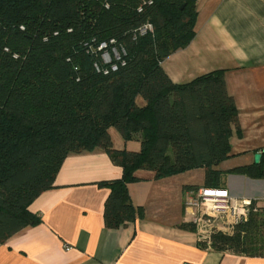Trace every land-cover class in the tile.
<instances>
[{
	"label": "trees",
	"instance_id": "1",
	"mask_svg": "<svg viewBox=\"0 0 264 264\" xmlns=\"http://www.w3.org/2000/svg\"><path fill=\"white\" fill-rule=\"evenodd\" d=\"M196 17V0H0V243L38 224L28 207L72 155L103 151L122 169L100 184L108 228L133 221L127 185L140 172L161 179L203 169L204 188H221L225 174L264 179V153L258 164L218 169L239 129L224 71L174 84L161 68L193 40ZM145 24L152 31L140 36ZM101 44L124 51L116 71ZM110 130L139 151L114 149ZM259 204L233 233L200 246L264 258Z\"/></svg>",
	"mask_w": 264,
	"mask_h": 264
},
{
	"label": "crops",
	"instance_id": "2",
	"mask_svg": "<svg viewBox=\"0 0 264 264\" xmlns=\"http://www.w3.org/2000/svg\"><path fill=\"white\" fill-rule=\"evenodd\" d=\"M195 36L168 56L161 68L174 84L224 71L228 94L238 114L230 156L218 169L254 165L264 151V0H196ZM141 104V103H140ZM114 149L137 152L110 130ZM260 162V161H259ZM127 185L134 219L117 228L104 220L109 190L101 183L119 180L122 169L106 153L67 157L54 188L29 205L38 224L0 243V264H264V258L202 248L184 201L203 187V169ZM236 199H255L264 208V179L225 174L222 187Z\"/></svg>",
	"mask_w": 264,
	"mask_h": 264
},
{
	"label": "built area",
	"instance_id": "3",
	"mask_svg": "<svg viewBox=\"0 0 264 264\" xmlns=\"http://www.w3.org/2000/svg\"><path fill=\"white\" fill-rule=\"evenodd\" d=\"M152 31L150 24H145L138 30L140 36ZM111 45L115 41H110ZM102 51L101 60L104 64L110 65L112 71L117 70V64L112 60L121 61V53L114 46L108 51L107 44H101L98 48ZM121 66L125 63L122 61ZM97 71L98 67L94 65ZM255 199H236L224 188H198L191 193L184 201L186 211H189L190 223L198 242L210 244V238L215 233L231 234L236 226L245 222L250 213Z\"/></svg>",
	"mask_w": 264,
	"mask_h": 264
},
{
	"label": "water",
	"instance_id": "4",
	"mask_svg": "<svg viewBox=\"0 0 264 264\" xmlns=\"http://www.w3.org/2000/svg\"><path fill=\"white\" fill-rule=\"evenodd\" d=\"M263 153H264V151H263ZM260 157H261L260 154L255 155V157H254V164H258L259 163Z\"/></svg>",
	"mask_w": 264,
	"mask_h": 264
}]
</instances>
